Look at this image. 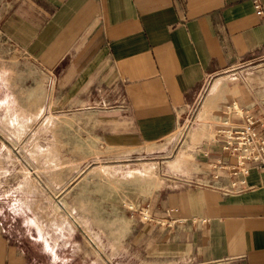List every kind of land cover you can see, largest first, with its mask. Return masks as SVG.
Returning <instances> with one entry per match:
<instances>
[{
  "label": "crops",
  "instance_id": "0c3cea01",
  "mask_svg": "<svg viewBox=\"0 0 264 264\" xmlns=\"http://www.w3.org/2000/svg\"><path fill=\"white\" fill-rule=\"evenodd\" d=\"M0 40L49 77L50 108L106 148L164 140L197 106L213 132L245 120L236 106L264 133V0H0ZM204 130L189 141L185 176L156 187L143 204L150 219L132 217L96 264H264V169L251 167L237 189L222 173L228 192L206 186L222 150ZM183 154L169 164L188 162ZM44 242L47 262L0 215V264H87L57 261Z\"/></svg>",
  "mask_w": 264,
  "mask_h": 264
},
{
  "label": "rangeland",
  "instance_id": "374dc122",
  "mask_svg": "<svg viewBox=\"0 0 264 264\" xmlns=\"http://www.w3.org/2000/svg\"><path fill=\"white\" fill-rule=\"evenodd\" d=\"M48 85L45 72L0 40V215L41 262L49 260L44 241L59 262H108L154 189L185 176L201 123L200 137L213 139L210 118L197 106L164 140L106 148L70 114L50 108ZM183 153L188 162L169 164Z\"/></svg>",
  "mask_w": 264,
  "mask_h": 264
},
{
  "label": "built area",
  "instance_id": "2783aa9c",
  "mask_svg": "<svg viewBox=\"0 0 264 264\" xmlns=\"http://www.w3.org/2000/svg\"><path fill=\"white\" fill-rule=\"evenodd\" d=\"M254 6L257 14L261 15L262 5L255 1ZM239 70L240 68L234 67L229 69L228 73L235 76ZM233 112L240 117L244 116L245 120L242 123H234L227 119L216 124L214 139L220 143L222 156L216 157L208 164L212 171L213 182L205 184L219 188L223 192L228 191L218 184L222 173H226L231 178L230 188L237 189L245 185L251 167L264 169V133L257 126L258 122L263 124L262 120L242 112L236 106ZM132 208V206L129 207V209ZM138 214L144 220L150 219L148 211L143 207Z\"/></svg>",
  "mask_w": 264,
  "mask_h": 264
}]
</instances>
